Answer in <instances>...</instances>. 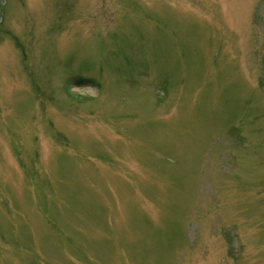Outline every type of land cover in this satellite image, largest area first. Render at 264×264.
I'll use <instances>...</instances> for the list:
<instances>
[{"label":"rangeland","instance_id":"1","mask_svg":"<svg viewBox=\"0 0 264 264\" xmlns=\"http://www.w3.org/2000/svg\"><path fill=\"white\" fill-rule=\"evenodd\" d=\"M0 264H264V0H0Z\"/></svg>","mask_w":264,"mask_h":264}]
</instances>
